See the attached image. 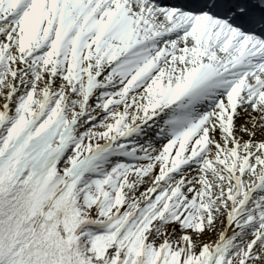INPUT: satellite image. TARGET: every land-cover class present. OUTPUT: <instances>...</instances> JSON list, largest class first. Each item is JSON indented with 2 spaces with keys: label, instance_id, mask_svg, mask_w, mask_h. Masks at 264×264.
I'll use <instances>...</instances> for the list:
<instances>
[{
  "label": "snow or ice",
  "instance_id": "snow-or-ice-1",
  "mask_svg": "<svg viewBox=\"0 0 264 264\" xmlns=\"http://www.w3.org/2000/svg\"><path fill=\"white\" fill-rule=\"evenodd\" d=\"M0 264H264V0H0Z\"/></svg>",
  "mask_w": 264,
  "mask_h": 264
}]
</instances>
